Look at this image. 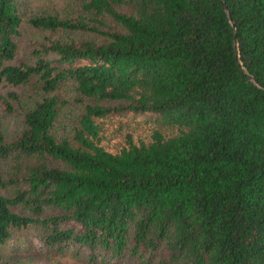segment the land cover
<instances>
[{"label":"trees","instance_id":"1","mask_svg":"<svg viewBox=\"0 0 264 264\" xmlns=\"http://www.w3.org/2000/svg\"><path fill=\"white\" fill-rule=\"evenodd\" d=\"M74 2L27 19L62 35L14 63L23 18L0 0V85L46 95L0 134V245L31 227L91 264H264V0Z\"/></svg>","mask_w":264,"mask_h":264},{"label":"rangeland","instance_id":"2","mask_svg":"<svg viewBox=\"0 0 264 264\" xmlns=\"http://www.w3.org/2000/svg\"><path fill=\"white\" fill-rule=\"evenodd\" d=\"M23 22L20 28V36L17 38V53L14 63L26 61L32 45L41 42L44 35L55 38L61 36V32L35 29L27 23V19L38 14H55L59 17L75 16L76 3L74 0H17ZM103 30L108 29L106 26ZM71 35H73L71 33ZM9 91H14L20 102L9 100L14 111H7L0 101V134L6 140L12 139L23 129V110L33 101L46 96L40 91L34 80L26 85L9 86L0 85V95L6 96ZM52 94L58 95L62 104L59 108L55 130L65 136H71L75 118L80 114L82 107L74 101L75 91L69 86H62ZM50 94V95H52ZM113 142L110 147H114ZM0 264H91L84 252L75 254L71 251L59 253L54 248L46 247L37 236V231L31 227L24 230L14 229L12 236L3 245H0Z\"/></svg>","mask_w":264,"mask_h":264}]
</instances>
